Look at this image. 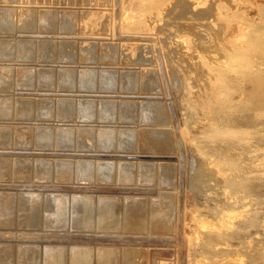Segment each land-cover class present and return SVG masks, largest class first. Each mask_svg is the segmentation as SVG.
I'll return each instance as SVG.
<instances>
[{
  "label": "rangeland",
  "instance_id": "rangeland-1",
  "mask_svg": "<svg viewBox=\"0 0 264 264\" xmlns=\"http://www.w3.org/2000/svg\"><path fill=\"white\" fill-rule=\"evenodd\" d=\"M131 2L0 0V200L14 194L21 211L33 190L44 201L79 194L125 205L134 198L147 212L160 200L168 204L166 226L148 212L132 228L80 230L97 243H70L97 245L88 249L92 264L93 253L106 249L131 264H264V121L250 144L257 153L233 146L225 160L216 152L227 149L229 138L220 131L227 120L254 115L235 110L245 94L233 95L231 105L218 103V77L257 67L260 54L264 58V0H153L148 10L137 8L141 0ZM183 96L199 110L187 127ZM215 128L223 137L206 138ZM20 130L30 134L20 139ZM45 165L51 176L39 179L33 170ZM64 165L68 182L54 175ZM81 168L87 179L77 175ZM119 168L130 175L117 177ZM248 175L252 183L241 188ZM16 210L1 218L0 247L23 238L33 243L22 239L21 245L33 248L45 233L80 232L71 231V223L64 232L35 222L30 227L20 216L24 210ZM35 231L38 242L23 237ZM113 232L118 236L102 238Z\"/></svg>",
  "mask_w": 264,
  "mask_h": 264
},
{
  "label": "bare ground",
  "instance_id": "bare-ground-1",
  "mask_svg": "<svg viewBox=\"0 0 264 264\" xmlns=\"http://www.w3.org/2000/svg\"><path fill=\"white\" fill-rule=\"evenodd\" d=\"M98 1H100V0H98ZM101 1H103V0H101ZM134 1L135 0H133V2ZM152 1H150V2L152 4H154ZM126 2H130V1H126ZM133 2H131V4H133ZM137 2H139V1H137ZM146 2H148V1L141 0V3L139 4V6H137V8L140 9V10H142L143 8H145V10L150 9V8H148V6H150L151 3H150V5L149 4L147 5ZM103 3H105V2H103ZM122 3H124L123 6L127 7L126 6V5H128L127 3H125V2H122ZM168 3H169V1H168ZM168 3H163V6L165 4L168 5ZM97 4H100V3H97ZM144 4H146L147 6H144ZM44 5H46V4H44ZM102 5L103 4L98 5V7L100 6V8H102ZM27 6H28L27 8H31V10L36 8V6H34V7L31 6V5H27ZM142 6H143V8H142ZM157 6H160V5H157ZM175 6H177V5H175ZM18 8H20V7H18ZM88 8H85V9L87 10ZM161 8L162 7H160V9ZM164 8H166V7L164 6L162 9H164ZM89 9L92 10L93 8H89ZM106 9H107V7H106ZM130 9H132V8H130ZM41 10H43V9H41ZM90 10H88V11L90 12ZM96 10L94 9V11H96ZM101 10H99V11H101ZM119 10L121 11L123 9L119 8ZM125 11H128V10H125ZM46 12H49V11H46ZM97 12H98V10H97ZM144 13H146V12L144 11ZM27 14L28 13H26V15ZM135 14L137 15V13H135ZM138 15H140V14H138ZM29 20L30 19H28V21ZM261 50H262V48H261ZM230 58L233 59L234 57H230ZM263 66H264V58L260 54V57H259V60H258V64H257L258 68L257 67H245V70L242 73H239V74H236L235 72H233V68H232V72H230V71L229 72L228 71L224 72L223 71L221 73L222 76L218 77V81H219V85H220V86H218L219 91H220L219 94H218L219 97L217 96L218 97V103L221 102L223 104L225 103L227 105H231V103H230L231 101L230 100L232 99L233 95L245 94L246 97H244L242 95L244 97V100H245L244 103H242V105L240 106L239 109H235V110H240L241 111V109L244 110L246 108L248 111L252 110L254 112V115H252L251 117L248 116V115H243L241 113H238V114L235 113L234 117H231V119L227 120L224 123V130L220 129V131L225 132V133H223L224 138L228 137L229 140H228V138H226L228 140L227 149L224 148L225 150H221V151L218 150L216 152L217 153L218 152H222L221 155L223 156V159H225V160H227L229 148L233 147V146L242 147L243 153H247L248 155H252L254 153H257V152H255L254 149H251L250 144H251L253 138L255 137L256 133L258 132V131L257 132L255 131V128L257 127L258 124H260L261 122L264 121V72H261L262 69H263L262 68ZM259 70H261V71H259ZM226 75H227V77H230V82L233 81L232 83H229L227 81L225 82L224 78L226 77ZM186 82H188V81H186ZM184 83L185 82H183V84ZM245 83L247 84V86H249V89L247 88V90L245 89V91H243V88H244L243 84H245ZM187 86H185V87H187ZM189 91H190V88L188 90L185 89V93L184 94L186 95V93H187V95H188ZM188 97H189V95H188ZM181 98H183L182 99L183 102L181 103V109H183L184 112H185V113H183L185 115L184 124H185V127H187V125H190L192 122L196 121L197 115H199L198 114L199 110L196 107L195 103L193 101L191 102V100L189 98H185V96H183ZM218 105H217V107L219 108ZM223 108L226 110L225 107H223ZM255 122H256V126L254 125ZM192 127H194V126L192 125L191 128ZM191 128H187V129H191ZM222 129H223V127H222ZM208 130L212 134V131L210 129H208ZM22 131L21 130L19 131V135L17 137H19L20 139H22L21 138L22 136L24 138L25 137L27 138L30 133L27 130H22ZM207 131H205L206 134H208V136L206 135L207 136L206 138H208L209 135H210L209 138H211V139L214 138V137L215 138H219L218 135L221 136V138L223 137L222 135H220L221 132L219 130H217L216 128L214 130L216 132V133L214 132V135L213 134L211 135L209 131H208L209 133H207ZM81 132L83 133V131H81ZM63 133H65V135H66L67 130H64ZM82 133H81V135H82ZM263 134H264V132H263ZM83 135L85 137L88 136L87 133L86 134L83 133ZM201 136L203 137V135H201ZM257 137H260V136L258 135ZM14 138H15V136H14ZM104 138L107 139L108 135L106 134V136ZM213 144L215 145V142H213ZM208 149H214V151H215V147L214 146L208 147ZM230 151H232V149H230ZM261 151H262V149L259 152H261ZM262 152H264V150ZM262 157H260V158L264 159V155ZM228 160L231 161V164H230L231 166H232V164L235 163V162L233 163L234 160H230V159H228ZM7 161H8V159H7ZM218 163H220V162H218ZM1 164H4V163L1 162ZM221 164L222 165L223 164L226 165L225 162L224 163L221 162L220 165ZM263 165H264V163L262 164V166ZM45 166L42 167V168H36L34 170L32 168L33 173L35 171L36 172L35 176H39V179L40 178H42V179L46 178V180H47V178H49V177H47V175L50 174V176H51V173H50L51 169H50L49 165H45ZM226 166H228V165H226ZM234 166H235V164H234ZM234 166H232V168H234ZM230 167H229V169H230ZM69 168L70 167H67L65 165L63 167L56 168L54 175H56V177L60 178L61 181L65 180V182H66L67 180H69L72 177ZM119 169H120V174H117V177H119V178H127L126 176L130 175V174H128V172H124V168L123 169L119 168ZM262 171H264V168H263ZM3 173H6V172H3ZM74 174H75V172H74ZM143 174L145 175L147 173L143 172ZM16 175H18L19 177H22L23 174L21 175V172H20L18 174L16 173ZM52 175H53V173H52ZM77 175L78 176H80V175L83 176V179L84 178L87 179L86 176H89L88 171L83 170L82 168H81V171L79 173H77ZM251 176H253V175H251ZM251 176H249L250 178H248V177L242 178V180H241V182L239 184L241 186V188L245 187V186L248 187V185H250V183H252L251 180L253 178H251ZM1 177L4 178V175L1 176ZM27 177H28V175H27ZM60 179H58L57 181H60ZM60 185H61V183H60ZM64 185H65V183H64ZM5 186H6V184H5ZM240 186H238V187H240ZM3 187H4V185H3ZM0 188H1V186H0ZM48 188H51V186L48 187ZM70 188H73V187H70ZM6 189L8 190V188H6ZM2 190H3V188H2ZM37 190L40 191L39 189H37ZM31 191H32V193H30L29 196L27 195V198H25L26 203L23 202V206L25 208L23 206L21 207V208H24V209H22L24 211H22L21 208H20V210L22 211V214H20V216L22 217V221L25 220V224L27 223L28 226H30V227H32L34 225V223H32V222H35V223H38V224L41 223L42 227L40 225H39V227H41L43 229L47 228L46 229V230H48L47 232H49L50 230H53V231L55 230L56 231L57 229H60V228H61L60 230L62 232H64L65 230H67V228L66 229H64V228L67 226V224H70V223H71V225H69V226H71V231H72V228H74L75 230H79V231L80 230H89L93 226H95V229H97L96 225H98V229L99 228L104 229V228H108L109 227V229L113 230V231H116L117 228L120 227V226H123L124 229H128V228H132V225H134L136 222H140V220L148 212H149L148 214L151 216V218H153V221L156 224L160 225V226L161 225L166 226V224H168V222L170 221L169 220L170 219V214H169V211H168V204L167 203L166 204L163 203L164 201H162V200H160V202H157L156 204L153 203L152 206H151V209L148 210V212H147L145 206L143 205V202H139L140 200L139 201H134L133 200L134 198H132V200H130V202H128V204L125 203V205L124 204L121 205V204H119L118 201H114L115 200L114 197H109L108 200H107V198H105V196H104L105 199L104 198L102 199V197L100 198V197H98L99 196L98 195V196H96L97 198L92 199L91 197H89L90 195L89 196H86V195L85 196H81V195L78 196L79 194H76L78 197H76V195H72V196L69 195L68 196V194L67 195L65 194L63 196V198L62 197H52L51 196L52 198L49 197V199L44 201V200L40 199L39 195L35 194L33 190H31ZM9 192H12V191H9ZM43 193L41 192V194H43ZM82 194H84V193H82ZM12 195H14V194H12ZM12 195L10 194V196H12ZM10 196H8V195L6 196L5 195L3 197V194H2L1 198H3V199L0 200V225H2V226H4L3 224L5 223L4 222L5 220L4 219L1 220V218L4 217V216L6 217V215L7 216L8 215L11 216L12 214L15 213V210L17 208V206L15 208V204H14L15 200L12 201V199H11V198L14 199V197H10ZM25 196H26V194H25ZM47 196H48V194H47ZM111 198H113L114 200L111 199ZM159 199H160V197H159ZM167 202H169V201H167ZM18 209H19V207H18ZM18 211L16 210V215H18V213L21 212V211H19V212ZM120 211L121 212L123 211V212H122L121 217L118 218L117 215L120 214ZM20 216H19V218H20ZM11 219H14V217L11 218ZM14 222H15V220H14ZM25 224H23V225H25ZM29 224H32V226L29 225ZM8 225H11V224L8 223ZM8 225H6V227ZM15 226H14V228H15ZM18 227H19V225H18ZM25 227H27V226L25 225ZM35 227H37V226H35ZM2 228H4V227H2ZM19 228L21 229V227H19ZM68 228H70V227H68ZM92 229H94V227ZM26 230H28V229H26ZM26 230H25V232H27ZM34 230H36V229H34ZM75 230H73V231H75ZM0 231H1V229H0ZM4 231H6V230H3V232ZM28 231H30V230H28ZM8 232H9V234H8ZM8 232H7V234L10 235L11 232H16V231H11V232L8 231ZM18 232H20V230L17 231L16 234ZM38 232L39 231H37V233ZM42 232H44V231H42ZM34 233H36V231L33 232L32 234L29 233V232L25 233L24 234L25 236H23V237L31 238V240H33L32 238H34V239H36L35 241H37V239H39V237H41V236L34 235ZM70 233H72V232H69V233L67 232V235H63V236H57V235H59L57 232H56L55 235L53 233H50V234L40 233L41 235L43 234L41 238L45 239L46 241L45 240L42 241V239L38 240V241H41V242L37 241L38 242L37 244H35V245L33 244L34 245L33 248H26L25 246L21 245L20 241L23 238L21 236L20 237L18 236L17 240H20L19 238H22V239L20 241H18L19 243H16L15 245H13L14 247L12 246L13 243L12 244H8V245L6 244L4 246L2 245L0 247V264H92V258H91L92 257L91 256L92 252L89 251L88 249L91 248V250H92V246L93 245H91V247L89 246V248H85L84 247L85 245L78 244L79 246L76 247L75 245L72 246L71 243H72V241H74V239H75L74 242H79V240H84V239L91 240L93 238L92 236H94V235H90V234L84 235V233H88L87 231L84 232L83 234H81V231L80 232H76L75 231V233H78V234H76V235L73 234V236L72 235L70 236ZM4 235L6 236V234H4ZM82 235H84V236H82ZM110 235L109 236L107 234L103 235L102 238L103 239L104 238H108L109 239V237L118 236L117 232L110 233ZM87 236H90V237H87ZM3 237H4L3 235H0L1 239ZM6 237L7 238H5V240L9 239L10 236L9 237L6 236ZM11 238L14 239V236L11 237ZM15 238H16V235H15ZM115 238H117V237H115ZM13 239H11V240H13ZM3 240H4V238H3ZM27 240L28 239H25V240L23 239L22 241H27ZM76 240H78V241H76ZM106 241H107V239H106ZM28 242H31L30 239L28 240ZM85 242L86 241H84L83 243H85ZM93 242L97 243L96 239H95V241H92V243ZM31 243H33V242H31ZM31 243H29V245ZM81 243H82V241H81ZM102 243H104V242H102ZM86 245L88 247V244H86ZM96 246L97 245L93 246V247H95L94 249H96ZM97 248H98V246H97ZM93 254L95 255V256H93V257H95V260H94L95 263H93V264H131L130 260L120 259L118 257V255H116V252L112 251V250H107V249L106 250H101V251L94 252Z\"/></svg>",
  "mask_w": 264,
  "mask_h": 264
}]
</instances>
